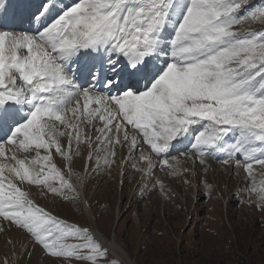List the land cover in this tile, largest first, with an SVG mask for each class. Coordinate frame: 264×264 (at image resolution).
Listing matches in <instances>:
<instances>
[{"label": "snow or ice", "instance_id": "6c2138e0", "mask_svg": "<svg viewBox=\"0 0 264 264\" xmlns=\"http://www.w3.org/2000/svg\"><path fill=\"white\" fill-rule=\"evenodd\" d=\"M255 22L264 0H0V233L19 234L7 241L17 261L38 248L60 264H116L96 230L24 186L84 205L90 173L118 162L150 191L163 188L158 167L188 172L183 157L207 173L217 160L247 174L264 208V30L237 27Z\"/></svg>", "mask_w": 264, "mask_h": 264}, {"label": "rangeland", "instance_id": "374dc122", "mask_svg": "<svg viewBox=\"0 0 264 264\" xmlns=\"http://www.w3.org/2000/svg\"><path fill=\"white\" fill-rule=\"evenodd\" d=\"M238 28L241 32L258 28L264 30V24L244 23ZM17 155L21 156L18 153ZM122 157L123 155L120 154L119 160ZM31 158L29 156V159ZM54 159L58 165L63 164L58 156H54ZM183 161H185L183 167L188 168L189 160L183 158ZM124 165L129 168L125 175L121 172ZM112 166L106 169H112L113 172L103 180H96L94 174L93 179L88 181L85 195L91 208L87 211L82 205L78 206L60 197L46 194L40 186L25 185L24 187L39 205L51 210L53 214L81 226H90L98 230L97 233H101L108 242L119 247L126 254L125 263L113 260V257L118 261L120 259L109 252L110 258L116 264H264V208H256L252 201L250 205L249 201L253 200L252 197L256 200L257 197L245 190L244 200L243 194L235 196L227 194L228 179L231 180V184L234 183V185L229 183V186L233 187L231 194L238 189L239 177L242 175L240 172L237 174L236 169L230 170L231 174H227L226 182L224 180L222 187L218 189L214 184L217 167L208 162V168L213 172L207 171L202 177L204 166H201L202 170L198 173L201 177L199 181L202 184L208 178L212 184L213 194L207 195L208 191L203 187L200 192L194 190L188 172L181 171L183 173L181 176L173 175L176 179H180L181 183L175 185L172 181H166L167 175H161L160 179L156 171L155 176L162 181L163 188L160 189L159 186L151 188L149 185L151 190L144 191L136 187L132 177V175L136 176L140 181L141 173L131 170L129 163ZM75 168L79 171V166ZM226 169L228 172L230 166ZM119 173L124 177L123 182L119 179ZM233 174L237 176L236 182H233ZM245 176L247 174L243 175ZM243 180L242 185L246 189L249 180L248 178ZM106 185L108 189L104 190ZM186 186L190 188L189 191L185 189ZM164 189L167 196L162 197ZM227 208L228 213H226ZM0 225L6 226V222L0 221ZM13 232L14 230L0 233L2 250L6 248V244H9L7 241L10 238L19 235L14 232V236ZM29 251L32 252L30 257L23 256L21 249L20 254L23 258L18 262L12 249L4 253L0 252V261L7 256L9 264H60L59 261L46 257L38 248ZM72 264H80V262L72 261Z\"/></svg>", "mask_w": 264, "mask_h": 264}, {"label": "bare ground", "instance_id": "6f19581e", "mask_svg": "<svg viewBox=\"0 0 264 264\" xmlns=\"http://www.w3.org/2000/svg\"><path fill=\"white\" fill-rule=\"evenodd\" d=\"M240 26V25H239ZM238 27V26H237ZM256 30H258V29H256ZM250 31H253V30H250ZM7 145H6V150H7ZM18 153H19V151H18ZM20 154V153H19ZM120 154H122L123 155V157L120 159V160H123L125 157H127V155H128V149L125 147V148H117V156H116V159H117V161H120L119 160V155ZM20 156V155H19ZM86 156H87V153L85 152L81 157H77L76 158V165H75V167H78L79 166V171H82L83 170V168H84V165L87 163V160H86ZM181 159V161H182V166H183V163L185 162V161H183V158H180ZM184 160H189L188 162L190 163L189 164V166H188V169H189V171H188V178H189V176H190V178H189V180H191L190 182V184H191V186L194 188V190L196 191V192H200V189L203 187L205 190H207L208 192H207V195H211V194H213V190L211 189V187H212V184L210 183L211 181L208 179V178H206L205 179V181L206 182H203L204 183V185H202L201 184V181H199V179H201V177L198 175V173L199 172H201L200 170H202V165H200L199 163H198V161H195L194 162V160L193 159H184ZM95 161L93 160V162H91V168H95V163H94ZM209 162V161H208ZM187 163V162H186ZM210 163V165H212V166H215V167H217V169L218 170H216V174L214 175L215 176V180H214V184H215V186L219 189L220 187H222V183H223V181L225 180V182H226V178H227V174H228V172L226 171V167H223V168H221L220 166H218L216 163H212V162H209ZM126 164H128V163H126ZM192 164H193V167H192ZM116 165H121L119 162L118 163H116ZM195 166V167H194ZM202 166V167H201ZM113 167V166H112ZM186 167V166H185ZM199 167H200V169H199ZM229 168V167H228ZM128 166L126 165H124L123 166V168H122V170H121V172H123V174L125 175V173H127V171H128ZM131 170H132V168H131ZM108 171V173L106 174V172ZM182 171V170H181ZM208 171H209V173H212L213 171L211 170V168H208ZM113 172V170L112 169H110V170H107L106 168H104L103 166L100 168V170L98 171V172H91L90 173V176H89V181L90 180H92L93 179V175L95 174V176H96V180H103L108 174H111ZM119 172V171H118ZM203 173H202V177H204L205 175H203L204 173H205V171H204V169H203V171H202ZM193 173H195V175L193 174ZM130 174V173H129ZM201 174V173H200ZM113 175V174H112ZM117 175H118V173H117ZM116 175V176H117ZM119 175H120V173H119ZM237 175V174H236ZM233 176H234V180H233V182H236L237 181V176L235 177V175L233 174ZM132 177H134L133 178V182H135V185H136V187L139 189V190H141V189H143V185H144V183H145V181L141 178V180L139 181L137 178H136V176H133L132 175ZM139 177V176H138ZM163 177V176H162ZM213 177V176H212ZM241 177V178H240ZM239 177V179H240V182H239V185H238V189L236 190V192L235 193H233V194H231V190H232V188L233 187H231V186H229V183L231 182V180L230 179H228V185H227V189H226V191H227V194H230V195H233V196H235V195H239V194H243L242 196H243V200L245 199V197H246V194H244L243 193V191H244V186L242 185L243 184V179H245V178H247V176H245V177H242V176H240ZM229 178V177H228ZM119 179H120V181L121 182H123V179H124V177H123V175L121 174L120 176H119ZM165 179H166V181H168V182H173L175 185H177V184H181L180 183V179H176L175 177H173V175H171V173L169 174V175H167V176H165ZM173 179V180H172ZM204 179V178H203ZM243 180V181H242ZM239 181V180H238ZM209 184V186H208V184ZM94 184V183H93ZM133 184V183H132ZM231 184V183H230ZM233 185H234V183H232ZM231 184V185H232ZM164 186V185H163ZM160 188V187H159ZM158 188V189H159ZM106 189H108V185H106L105 186V188H104V190H106ZM161 189V188H160ZM185 189L186 190H190V188L189 187H185ZM177 190V189H176ZM221 190V189H220ZM223 190V189H222ZM153 191H154V189H153ZM153 191H151V195H153ZM203 191V190H202ZM225 191V192H226ZM138 192V191H137ZM159 192H161V191H159ZM220 192V191H219ZM158 193V192H157ZM188 193V192H187ZM132 194H133V192H132ZM132 194H131V197H132ZM137 194V193H136ZM162 194L163 195H161L162 197L163 196H167V194H165V189L162 191ZM190 194V193H189ZM84 197H86V195H85V188L82 190V199L84 198ZM255 197H257V196H255ZM155 200H156V198H154ZM224 199V198H223ZM247 199V198H246ZM252 199L253 200H251L252 201V203H253V206H255L256 208H257V200L256 199H254V197H252ZM131 200V199H130ZM153 202H154V200H152ZM158 201V200H157ZM230 201V200H229ZM252 203L250 204V205H252ZM88 205H90V203H89V200L87 199V203L86 204H84V205H82V207L87 211V209L88 210H90V208H91V206L89 207ZM157 209V208H156ZM169 210V209H168ZM227 211H226V213H228L229 212V209L227 208L226 209ZM253 212V211H252ZM225 217H226V215H225ZM263 221V220H262ZM74 223V222H73ZM2 224V223H1ZM6 227V226H5ZM94 230H96V229H94ZM98 230H96V232H97ZM14 232H16V231H14ZM14 232H13V235H14ZM99 232V231H98ZM17 233V232H16ZM264 233V232H263ZM10 234H12V233H10ZM98 235H101V233H97ZM18 235V234H17ZM16 235V236H17ZM6 236V235H5ZM15 236V235H14ZM13 237V236H12ZM10 238V237H9ZM14 238V237H13ZM101 238H102V240H103V243H104V246H106V248L108 249V251L110 252V253H112V254H114V256H116V257H118L120 260V262L121 263H125V256H126V254L119 248V247H117V246H115V245H113L112 243H110V242H108V240H106V238L104 237V236H102L101 235ZM6 239H7V236H6ZM12 245L11 244H6V248L4 249V250H2L1 249V247H0V252H2V253H4V252H6V251H10L11 249H12ZM18 262V261H17Z\"/></svg>", "mask_w": 264, "mask_h": 264}]
</instances>
